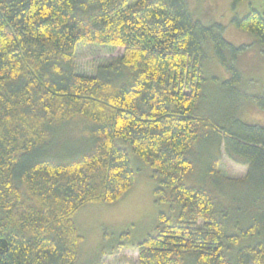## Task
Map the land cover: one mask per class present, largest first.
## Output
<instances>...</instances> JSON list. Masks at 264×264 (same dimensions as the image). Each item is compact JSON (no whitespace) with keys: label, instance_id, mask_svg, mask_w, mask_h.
<instances>
[{"label":"trees","instance_id":"1","mask_svg":"<svg viewBox=\"0 0 264 264\" xmlns=\"http://www.w3.org/2000/svg\"><path fill=\"white\" fill-rule=\"evenodd\" d=\"M235 21L264 43V13ZM206 30L187 0H0V264H79L76 214L134 185L131 152L170 210L102 256L126 246L139 264H264V125L237 116L232 90L204 102ZM221 32L217 48L230 45ZM81 43L124 53L81 74ZM223 148L244 177L220 171Z\"/></svg>","mask_w":264,"mask_h":264},{"label":"rangeland","instance_id":"2","mask_svg":"<svg viewBox=\"0 0 264 264\" xmlns=\"http://www.w3.org/2000/svg\"><path fill=\"white\" fill-rule=\"evenodd\" d=\"M187 1L190 11L207 28L203 40L204 102L214 108L218 100L232 90L233 97L241 99L237 116L245 122L264 125V110L253 99L264 95V43L240 28L235 21V18L246 16L252 8L264 13V0ZM211 27L212 31H209ZM220 30L230 45L220 44L217 48L216 36ZM123 53L122 47L81 43L76 49L77 70L81 74L93 75L100 65L112 62ZM236 72L240 77L235 78ZM66 133L73 137L74 145L70 150L83 146L85 139L81 136L82 123L79 120L68 123ZM65 154L60 150V156ZM131 159L134 168L140 169L134 185L118 200L88 204L76 214L79 231L85 237L79 264H139L138 250L120 246L117 252L110 254L109 249L102 256V244L106 242L111 248L120 234L127 230L130 231L128 239L139 241L155 227L159 212L170 210L168 203L156 200L157 184L147 176L151 171L138 161L133 152ZM219 169L224 175L235 178L244 177L247 173V166L233 161L224 148Z\"/></svg>","mask_w":264,"mask_h":264}]
</instances>
